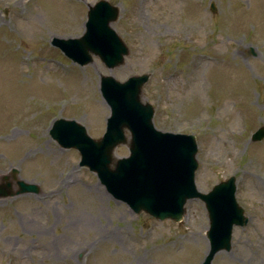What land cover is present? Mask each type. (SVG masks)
<instances>
[{
	"label": "rangeland",
	"instance_id": "374dc122",
	"mask_svg": "<svg viewBox=\"0 0 264 264\" xmlns=\"http://www.w3.org/2000/svg\"><path fill=\"white\" fill-rule=\"evenodd\" d=\"M95 1L0 0V182L16 170L40 188L0 196V264H201L202 200H186L180 221L136 213L49 134L63 117L100 137L110 113L100 77L145 72L155 127L196 138L197 189L233 176L249 217L210 264H264V137L250 138L264 125V0H108L129 48L110 68L97 55L80 65L50 43L79 37Z\"/></svg>",
	"mask_w": 264,
	"mask_h": 264
},
{
	"label": "water",
	"instance_id": "95a60500",
	"mask_svg": "<svg viewBox=\"0 0 264 264\" xmlns=\"http://www.w3.org/2000/svg\"><path fill=\"white\" fill-rule=\"evenodd\" d=\"M210 8L214 11V4ZM118 15V5L98 0L88 7L81 36L53 37L52 44L81 65L92 61L95 54L107 67L117 66L128 53V47L111 26ZM147 78L148 73L131 75L124 81L111 75L100 77L99 89L110 114L99 138L89 136L86 128L74 119L65 118L55 119L49 134L62 147L75 148L80 156L79 164L95 172L108 193L124 201L134 212L144 211L158 219L179 221L186 200L201 199L209 220L206 230L209 249L201 264H210L217 251L230 249L233 225H244L248 217L235 199L233 176L214 184L205 193L196 188L194 135L162 131L154 126L153 107L141 100L142 85ZM263 137L264 125H261L252 133L251 140ZM120 143L128 146L127 156L114 155V148ZM15 173L12 170V177H2L0 196L39 191L37 184L18 179ZM14 180L16 190H12Z\"/></svg>",
	"mask_w": 264,
	"mask_h": 264
}]
</instances>
